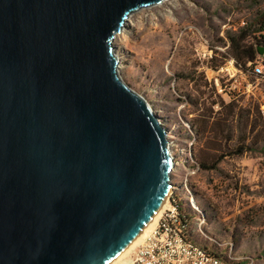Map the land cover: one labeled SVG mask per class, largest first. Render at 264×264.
<instances>
[{
    "label": "water",
    "instance_id": "95a60500",
    "mask_svg": "<svg viewBox=\"0 0 264 264\" xmlns=\"http://www.w3.org/2000/svg\"><path fill=\"white\" fill-rule=\"evenodd\" d=\"M163 1L0 0V264H107L169 195L168 130L113 43Z\"/></svg>",
    "mask_w": 264,
    "mask_h": 264
},
{
    "label": "rangeland",
    "instance_id": "374dc122",
    "mask_svg": "<svg viewBox=\"0 0 264 264\" xmlns=\"http://www.w3.org/2000/svg\"><path fill=\"white\" fill-rule=\"evenodd\" d=\"M263 20L264 0H164L113 39L121 77L168 130L169 197L193 210L194 240L234 264H264V54L238 57L259 49Z\"/></svg>",
    "mask_w": 264,
    "mask_h": 264
},
{
    "label": "built area",
    "instance_id": "2783aa9c",
    "mask_svg": "<svg viewBox=\"0 0 264 264\" xmlns=\"http://www.w3.org/2000/svg\"><path fill=\"white\" fill-rule=\"evenodd\" d=\"M257 70L263 71L262 64ZM174 197H168L156 227L123 264H233L194 240L193 210L184 208L180 198Z\"/></svg>",
    "mask_w": 264,
    "mask_h": 264
},
{
    "label": "bare ground",
    "instance_id": "6f19581e",
    "mask_svg": "<svg viewBox=\"0 0 264 264\" xmlns=\"http://www.w3.org/2000/svg\"><path fill=\"white\" fill-rule=\"evenodd\" d=\"M124 27H123V29H124ZM121 63L122 62L120 60V65H121ZM170 150H171V144H170ZM171 153H172V151H171ZM168 197H169V195L166 197V199L164 200V202L162 203L161 207L156 212V214L153 216V218L148 222V224L144 227V229L137 235V237L123 251H121L115 258H113L107 264H123L130 259L131 255H132V251L135 250L136 247L144 241V238L146 237V235L148 236V234H150V232L156 227L162 213L164 212V210L167 207Z\"/></svg>",
    "mask_w": 264,
    "mask_h": 264
},
{
    "label": "trees",
    "instance_id": "16d2710c",
    "mask_svg": "<svg viewBox=\"0 0 264 264\" xmlns=\"http://www.w3.org/2000/svg\"><path fill=\"white\" fill-rule=\"evenodd\" d=\"M259 32H263L264 33V20L262 21V25L260 27V29L258 30ZM258 47H264V35H263V39L260 40L259 42H257ZM258 48L256 49L254 46H246L243 48V50L241 52L238 53V57L242 58L245 57L246 61H250L253 62L257 59L258 57ZM178 197L175 195L174 199H177ZM214 250L215 253L220 254L217 249H212ZM220 256L224 257L222 254H220ZM227 258V257H226ZM232 263L234 264V262L232 261ZM245 261L240 262L239 264H244Z\"/></svg>",
    "mask_w": 264,
    "mask_h": 264
}]
</instances>
